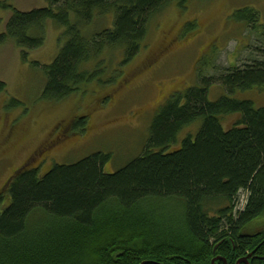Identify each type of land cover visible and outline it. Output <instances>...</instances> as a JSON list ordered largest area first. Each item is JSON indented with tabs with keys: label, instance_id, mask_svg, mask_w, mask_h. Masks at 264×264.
<instances>
[{
	"label": "trees",
	"instance_id": "16d2710c",
	"mask_svg": "<svg viewBox=\"0 0 264 264\" xmlns=\"http://www.w3.org/2000/svg\"><path fill=\"white\" fill-rule=\"evenodd\" d=\"M190 1L47 0L28 12L0 2L12 12L0 46L13 42L25 60L44 46L49 22L62 27L65 45L44 68L42 95L60 102L99 76V66L90 70L89 64L106 49H120V66L127 65L153 18ZM97 15H111L113 25L88 35L85 27ZM235 18L261 29L264 39L256 10ZM218 83L227 93L212 102L209 88ZM262 88L264 60L218 76L201 71L196 87L164 103L142 154L119 171L107 170L112 156L104 153L44 174L26 163L0 191V264H212L217 257L237 264L254 251L249 264H264V106L235 95ZM5 90L0 82V93ZM10 106L25 109L17 100ZM234 114L238 120L225 129L221 118ZM199 120L197 136L172 148ZM86 122L72 119L70 135H85Z\"/></svg>",
	"mask_w": 264,
	"mask_h": 264
},
{
	"label": "rangeland",
	"instance_id": "374dc122",
	"mask_svg": "<svg viewBox=\"0 0 264 264\" xmlns=\"http://www.w3.org/2000/svg\"><path fill=\"white\" fill-rule=\"evenodd\" d=\"M0 2L25 12L48 5L47 0ZM246 8L258 12L263 27L264 0H191L185 8L168 6L151 21L146 40L131 62L120 66L121 50L106 49L89 64L90 70L99 66V76L78 94L60 102L45 100L42 95L46 84L44 68L65 45L62 27L49 22L44 46L28 52L25 60L13 42L0 46V82L6 85L5 92L0 93V191L28 162L40 167L44 174L54 165H71L97 153L112 156L106 166L111 172L137 159L148 143L161 107L173 95L196 87L201 71L203 77L218 76L229 67L264 60L262 30H253L235 18L236 12ZM11 15L0 9V35ZM190 23L193 30L187 29ZM112 25L111 15H97L85 31L92 35ZM226 93L220 83L213 84L209 100L216 102ZM235 95L250 99L257 108L264 106V88ZM12 100L22 102L25 109L12 108ZM81 118L89 119L91 126L85 135L53 142L56 130L62 133L72 119ZM221 120L229 129L238 115ZM200 126L201 120L185 128L172 148L180 146L188 136L196 137ZM77 132L80 131L74 129L73 133ZM259 222L264 223V219Z\"/></svg>",
	"mask_w": 264,
	"mask_h": 264
},
{
	"label": "flooded vegetation",
	"instance_id": "af4514ba",
	"mask_svg": "<svg viewBox=\"0 0 264 264\" xmlns=\"http://www.w3.org/2000/svg\"><path fill=\"white\" fill-rule=\"evenodd\" d=\"M86 123H87V129H86V130L88 131L89 128L91 127V126L89 125V119L87 120ZM70 129H71V127H70V125H69V127H66V128H64V129L62 130V133H59V131L56 130L57 134H56V136H55L53 142H57V143H58L60 140H61V141H62V140H66L67 137H70V136H71V135H70V132H71ZM254 253H255V251H254ZM254 253H253V254H254ZM253 254H250V255H248L247 257H249V259H253ZM247 257H245V258H247ZM217 258H221V260H223V263H224V264H228V261H227L226 258H222V257H217ZM245 258L239 260L238 263H239L240 261L244 260ZM249 259L246 260L244 263H240V264H249ZM238 263H237V264H238Z\"/></svg>",
	"mask_w": 264,
	"mask_h": 264
},
{
	"label": "water",
	"instance_id": "95a60500",
	"mask_svg": "<svg viewBox=\"0 0 264 264\" xmlns=\"http://www.w3.org/2000/svg\"><path fill=\"white\" fill-rule=\"evenodd\" d=\"M248 259H249V257H247V258H245L244 260L240 261L238 264H240V263H244V262H245L246 260H248ZM219 260H221V258H216L215 260H213L212 264H215L216 261H219Z\"/></svg>",
	"mask_w": 264,
	"mask_h": 264
}]
</instances>
